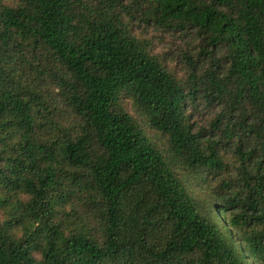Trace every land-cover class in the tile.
Instances as JSON below:
<instances>
[{
	"label": "trees",
	"instance_id": "1",
	"mask_svg": "<svg viewBox=\"0 0 264 264\" xmlns=\"http://www.w3.org/2000/svg\"><path fill=\"white\" fill-rule=\"evenodd\" d=\"M0 209V264H264V0H0Z\"/></svg>",
	"mask_w": 264,
	"mask_h": 264
},
{
	"label": "rangeland",
	"instance_id": "2",
	"mask_svg": "<svg viewBox=\"0 0 264 264\" xmlns=\"http://www.w3.org/2000/svg\"><path fill=\"white\" fill-rule=\"evenodd\" d=\"M5 5H12L13 0H3ZM131 33L139 40L147 42L149 52L154 55L160 64L177 80H185L188 73V62L186 57L194 59L199 45V39L193 32L178 33L166 29L158 28L152 24L139 22L137 19L129 22ZM124 108L127 109L131 116H135L133 109L129 103L123 101ZM213 116V111L209 108L198 107L195 109L192 119L199 127L207 128L209 121ZM150 136L154 133L150 129H146ZM222 157L228 168L227 173L221 174L210 179L207 190H212L222 181H227L230 176L231 192L236 195L241 193L236 184L237 179L234 171V158L230 151L224 148L221 151ZM204 191V190H198ZM3 213L0 209V219Z\"/></svg>",
	"mask_w": 264,
	"mask_h": 264
}]
</instances>
